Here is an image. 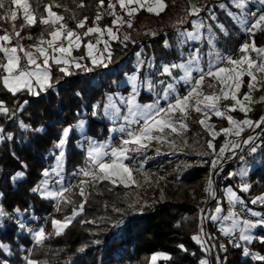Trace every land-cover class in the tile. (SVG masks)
Returning a JSON list of instances; mask_svg holds the SVG:
<instances>
[{
  "label": "trees",
  "instance_id": "obj_1",
  "mask_svg": "<svg viewBox=\"0 0 264 264\" xmlns=\"http://www.w3.org/2000/svg\"><path fill=\"white\" fill-rule=\"evenodd\" d=\"M99 1L29 0L31 8L35 10L37 22L34 26L22 28L25 23L23 14L21 10H17L15 26L20 31V38L14 39L12 43L27 47L37 44L41 37L45 40L48 38L50 27L41 24L39 18L46 15L45 6L49 5L52 11L64 17L63 22L69 29L78 30L77 23L85 17L88 19L85 27L79 30L80 33L94 24L104 28L111 24L113 16L101 15L98 9ZM107 2L109 0H104V3ZM164 2L166 8L159 15L149 14L141 9L131 19L129 40L111 42V63L108 66L116 67L119 61L127 59L125 67L117 73L106 72L105 68L97 66L90 72L70 69L72 74L66 76L53 64V87L40 92L39 95H33L26 90L12 94L0 82V101L8 109V112L0 113V129H3V140L0 141L1 205L5 211L22 213L26 218L40 220L49 214L45 225L47 239L42 244L32 243L27 236L18 232L12 223L0 230V243L7 245L9 251L6 253L0 248V264L5 261L7 264H27L28 260L37 261L38 264H148L150 255L156 252L165 253L170 257L168 260L159 258L158 264H199L205 257L206 253L193 236L199 234L197 206L203 199L200 178L209 169L208 160L194 163L180 175L172 171L166 174L173 168V160L159 167L157 165L158 171L165 175L162 188L148 196L145 204L134 210L121 202L128 188L118 182H89L85 187V197L79 195V185L71 183V179L77 167L84 164L85 157L76 144L79 135L72 131L66 141L64 160V174L72 189L65 196L72 203H64L61 200L54 203L32 191L43 180V171L52 166V151L56 149L62 130L79 120L82 111H88L94 105L101 107L106 94L128 92L127 86L119 87L118 82L125 73L133 71L131 50L143 46L146 54L153 53L157 59V53L165 52L164 41L173 38V30L178 22L188 27L189 16L183 9L187 7V1ZM98 13L101 19L96 21ZM4 14L5 10H0V15ZM226 24L236 30L229 19ZM11 28L10 20H0V35L4 29L11 31ZM251 37L256 46H264V30L258 29ZM242 38V34H229L227 40L231 47L230 53L244 42ZM245 40H248V37ZM85 42L86 39H83V43ZM73 55L86 56L84 47L74 51ZM1 58L0 53V61ZM84 61L88 67H93L88 59ZM246 88L247 79L244 78L238 96H241ZM139 100L146 102L150 101L151 97L141 92ZM237 116L242 117L238 113ZM211 119L218 127L226 124L225 121H218L213 117ZM21 124L27 127H21ZM108 127L109 124L102 120L88 119L85 135L101 141L108 136ZM194 129H199L205 134L199 126L191 125L190 130ZM9 134L11 139H8ZM221 140V137L215 139L216 149ZM245 160L258 161L250 172V180L256 181L247 192L248 195H258L264 192V151L246 153ZM128 165L136 170L131 160ZM228 168L230 167L226 168L224 178L220 182L221 187L230 186L238 195L244 196L238 189L236 177H227ZM17 172H23L24 176L13 181L12 177ZM81 203L84 204L83 212L72 220L62 234L56 235L52 221H63L71 216L73 209H78ZM254 208L264 211V204L255 203ZM118 221L123 223L114 227ZM208 232L221 264H264V243L260 241L264 233L261 230L257 231L256 238L251 243L239 247L226 239L221 240L211 223H208ZM180 245H183V248L179 247ZM220 245H224L226 251L222 250ZM245 248L248 249L247 255L244 253Z\"/></svg>",
  "mask_w": 264,
  "mask_h": 264
},
{
  "label": "snow or ice",
  "instance_id": "obj_2",
  "mask_svg": "<svg viewBox=\"0 0 264 264\" xmlns=\"http://www.w3.org/2000/svg\"><path fill=\"white\" fill-rule=\"evenodd\" d=\"M237 7L243 6V0H233ZM118 3L120 9L126 11L128 17H132L136 14L139 9H146L149 13H155L159 15L160 12L164 11L166 4L164 0H116V3H113L112 0H109L107 5L108 9L112 10L109 14L114 16L113 25L124 24L126 23L128 27H132L131 20L125 21L122 16L118 15L115 12L116 4ZM100 5H104V0H100ZM14 6V8L12 7ZM83 7V5H80ZM59 7V5H57ZM221 8H224L225 5L221 4ZM22 9L23 12V27L34 26L37 22V17L35 15V10L31 8L29 0H0V10H5L4 15H0V20L11 21L12 28L11 31L4 29L3 34L0 35V53L3 54V61H0V82H2L3 87L9 92L15 94L18 91L26 89L33 95H39L42 91H47L48 88L53 87L52 83V65L55 64L59 67V71L64 73V75H71L69 71L70 67H75L76 69H81L86 72H90L94 67L102 66L107 68L108 64L111 63V49L108 41L104 40L103 49H100L98 45L102 42L101 39H97L95 43L89 40L84 47L87 49L86 56H81L79 58L74 57L72 52L74 49H79L84 37H88L91 34L97 33L100 37H103L105 33L115 40L117 39L116 34L113 32L112 27L100 28L99 26L88 27L85 32L78 33L74 30H71L63 22L64 17L57 15L56 12L52 11V7L45 6V11L47 12V17L41 16L39 22L45 26L53 27V30L48 33L50 39L45 40L43 37L39 40L37 44L32 45L35 49V52L26 50L23 45L15 44L13 45V40H18L20 38V31L16 29L15 21L18 18L17 10ZM200 9L193 6L189 15H198ZM231 15V13H229ZM254 22L251 23L250 27H247L248 21L242 20L238 21L246 26L245 30L249 33H254L255 30H264V14H253ZM87 17L84 20H81L77 24V28H84L87 21ZM101 15L98 13L95 20L99 21ZM183 22V21H181ZM193 28L195 31L192 32H180L179 36L182 37L180 43H185L188 40H198L201 39L202 34L200 29L204 27L202 22L197 20L192 21ZM219 30L227 34V30L223 25L217 26ZM211 32V28H209ZM155 35V33H152ZM128 35L124 36V40H129ZM210 45L214 44L213 37L210 35L208 40ZM167 40L164 41V47H169ZM241 53L244 55L240 59H233L231 57H221L216 53L217 59L215 62L213 59H209L207 66L202 67L200 65V50L195 49L192 54L189 55L187 60H183L180 63H171V64H162L160 69V75H166L169 77L173 76V70L178 69L184 73L183 76H180L179 79L185 81V83L191 85L187 94L180 96L176 95L174 97V102H169L166 107H160L157 104H146L141 105L136 102V96L138 95V88L147 85V88L151 91L154 88L153 81L150 77H145L144 80L140 78V72L144 66V61L140 60L139 57L141 53H137L138 62L136 71L127 76L128 81L133 84V93L126 100L121 102L127 105V114L123 116V119L127 121L129 125L136 124L138 127L135 130H127V138L122 139L119 146L112 147L110 144L104 142L93 140L92 138H87L88 148H87V161L88 167L80 169V173L87 179L80 181L79 195L85 197L86 189L84 185L89 182H95L98 180L109 179L112 183H116L118 178L121 183H124L125 186L129 182L134 183L133 179V169L125 163L126 160L131 159L130 153L140 152L148 147V142L151 140H157L164 142L165 130H170L171 133L180 134L181 131L187 129V124L185 120L189 114L190 109H194L198 113H202L204 116H207L209 112L214 113L218 117L226 118L231 127L221 129L226 135H236L239 136L240 133L244 130V126L247 127H260L261 124H264V119L260 122H253L251 120L245 119L243 121H236L231 115L225 116V112L221 111L218 107L221 99H231L235 101V104L240 106V110L245 113L249 111L247 105L244 102H251V96L245 94L242 102L238 98V91L242 84V77L247 75L251 78V81H257V73L264 74V62L257 63V60L253 59L248 53L255 52L257 57L264 61V48H257L253 41L252 44L245 43L241 46ZM20 53H23L21 56ZM107 53V56H105ZM213 53H209V56L212 57ZM85 59H90L93 67H88L85 64H82L80 61ZM231 67H220L218 66L221 62L225 61ZM23 61V63H22ZM51 62V63H50ZM148 67L152 68L154 66L153 60L147 62ZM198 72V78H193V72ZM206 77L215 78L222 85L221 95L205 94L200 89L203 85V82ZM160 84L165 85L163 88V98L167 99L171 92L175 91L173 83H166L164 81H159ZM211 87V85H209ZM255 87L254 83H248L249 90ZM39 90H36V89ZM227 89V90H225ZM99 105L94 106L92 115H97L96 108ZM229 111H236V107L233 106ZM0 112H8V109L0 103ZM105 115H111L114 118H119L121 115V108L113 102L112 97H109V103L104 106ZM179 114V115H177ZM201 125H205V120L201 119L199 121ZM85 122L80 121L78 127L81 129L84 127ZM21 127H27L26 125L21 124ZM210 127V126H209ZM40 131V129H36ZM70 129L66 128L63 131V136L56 145L60 148V154L58 157L57 167L62 169L64 151L63 148L66 144L67 137L69 135ZM121 132H125L124 127L120 128ZM0 132H3V129H0ZM217 133H213L215 136ZM0 139H3V136H0ZM8 139H11L9 134ZM255 137H249L245 143H252L253 146L250 147L249 153L253 154L257 152L258 146L254 144ZM226 142L225 146L220 149V155L227 150L228 144ZM208 147L214 149V145L211 141L208 142ZM232 147H238L236 144H232ZM243 159V158H242ZM217 161H212L213 168L216 167ZM245 171H241L240 175H245ZM43 175L47 177L49 175L48 170L43 172ZM234 175V174H230ZM24 176L23 172H17L15 176L12 177L13 181ZM209 187L205 191L209 192L210 195L214 197V190L211 188L212 181L209 180ZM248 184H243L241 186V191L249 190ZM71 188L61 187L58 191H48L47 181H43L41 185H37L32 189L33 192H41L42 195H45L52 199L61 200L64 203H72L70 199L65 196V193L71 192ZM228 193V198L231 203H243L240 200V197L231 189H226ZM2 195V193H0ZM86 202V200H85ZM260 202L264 204V196H259L252 200V203L255 204ZM84 204L81 203L79 208L73 209L71 217H66L63 221L53 220V226L56 228V235L62 234L63 230L71 224L75 216L80 215L83 212ZM19 211V210H17ZM216 212L220 213L221 209L216 208ZM6 215L4 209L0 207V218H3ZM250 215L252 217H260L259 220H250V219H239L238 214L233 212L229 216L223 217L224 220H231L230 227H222L221 231L225 235H231L237 229H239V239L251 243L254 237L252 230L256 229L258 226H264V215L259 212L251 211ZM213 221L221 219L218 215L211 217ZM87 223H94V221H85ZM123 221H118L114 227H119ZM23 227V225H21ZM31 231V230H30ZM202 231V229H201ZM34 239L37 244H42L47 236L43 228L39 229L34 233ZM193 239L198 243L201 242L200 236H193ZM260 241L264 243V237H260ZM99 243V241H96ZM239 247L238 244L234 245ZM179 247L183 248V245ZM0 248L8 251V246L0 243ZM222 250L224 245H220ZM244 253L248 254V249L245 248ZM168 260L170 257L165 253H156L151 257L152 264H156L157 259ZM218 259V258H217ZM7 264V262H3ZM27 264H38L37 261L28 260ZM201 264H207L206 261H201Z\"/></svg>",
  "mask_w": 264,
  "mask_h": 264
},
{
  "label": "rangeland",
  "instance_id": "obj_3",
  "mask_svg": "<svg viewBox=\"0 0 264 264\" xmlns=\"http://www.w3.org/2000/svg\"><path fill=\"white\" fill-rule=\"evenodd\" d=\"M209 1H211V0H206L201 4L202 6H201L200 12L198 14L199 17L202 16V21H204V22L206 21L205 18L209 17V16L207 17V13L205 12L206 10L209 12V15L212 16V18H213V19L209 18V21L207 20L205 22V26L207 29L204 31V34L202 36L204 40L201 42H197L196 44H186L185 43L186 44L185 45L184 43H180V40L182 39V37L179 36V33L181 30L182 23L178 22V24L176 25V27L173 30V33L176 32V30H179L178 32H176L178 37H179L178 38L179 42H178V40H175L174 38L171 39L172 42L174 43V45L171 46L169 44L170 45L169 47H167V48L164 47L165 52H163L162 54L157 53L156 54V55H158L157 59L155 57V54H153V53H149L146 55L141 54L139 59L143 60L145 63H144V66L140 72V76L143 74H148L151 72L150 76L155 77L157 75V73H160V69H161L162 64L180 63L183 60H187L189 55L192 54L195 49L200 50V58H201L200 59V65L202 67L206 68L207 62L210 58L213 59V61L215 62V60L217 59L216 53H220L219 52L220 48H222L223 52L225 51L224 54L226 52H228V53H226L225 55H222V53H221V55H219V56L225 57L230 53L229 52L230 43L227 40L229 34H232L235 36L242 34V36H243L242 39L244 42L242 44H240L238 48H240L245 43L252 44L253 40L251 41V38H250V41L245 40L246 37H248L252 33L247 32L245 30L246 26L242 23H239L238 21H242V20L246 19L248 21L247 27H250L251 23L254 22V16L252 14V11L255 9L260 11V12L262 10H264V0H243V6L242 7H237L236 4L233 2V0H222V1H220V3L225 5V7L221 8L222 9L221 11L219 10V8L215 9L214 7H216V6H214V5L212 7H210V3L208 4ZM183 9L188 15L187 7L183 8ZM19 10H21V12H22V9H19ZM202 10H203V12H202ZM229 13H231V15H229ZM257 15H259V14H257ZM226 17H228L230 19L231 23L236 28L235 31L232 28H230V26H228L226 24ZM218 25L224 26V28L227 30L226 35L219 30V28L217 27ZM209 28H211V32H209ZM255 31H257V30H255ZM128 32H129V28H128L127 24L122 25V27L120 29L119 37L124 39V36L128 35ZM210 35L213 37V40H214L213 45H210L208 42ZM173 37H174V35H173ZM120 42H122V41H120ZM202 42H204V46H203ZM178 44H180V46H178ZM136 45H138V43ZM211 46H212V49L210 48ZM173 47H175V48H173ZM131 51H133V50H131ZM210 52L213 53L212 57L209 56ZM149 60H153L154 66L152 68L148 67L147 62ZM137 62H138V57L136 55V58L133 62H131V65L133 63L134 67L137 68ZM218 66L222 67L221 63ZM103 68H105V67H103ZM131 74L132 73H125L120 78V80L118 82L119 86L133 87V84L130 81H128V79H127V76H129ZM183 75H184V73L182 71H180L178 69H174L172 77H169L166 75L161 76L164 78L163 81L165 82V84L166 83H173L174 87H175V91L171 92L167 99L163 98V91L162 90H163L165 85H163V84H161V86L156 85V83H155L156 81H154L155 80L154 77L152 78L154 88L150 91L147 88V85L145 84L142 86V90L144 91V93L150 94L149 95L150 97L152 96L151 99H153V102H152L153 105L157 104V102H158V105L160 107H166L169 102H174V97L176 95L183 96V95L187 94V91L191 87V85H189V84L185 83V81L179 79V77L183 76ZM192 75H193V78H198L199 73L194 71ZM211 81H212V79H210L209 77L205 78L203 85L200 89L203 93H205V94L215 93L216 94V87L214 86V84H212ZM209 85H211V87ZM117 93H118L116 96L117 98L123 96L122 93H120V92H117ZM105 105H106V102L104 100L102 106L95 109L97 112V115H95L94 117H95V119H98V120H102V121L104 120L106 123L109 124V126H111L108 136L101 141L106 143V144H110L112 147H116V146L120 145L122 139L127 138V130H131V125H129L128 123H121L119 121V119L114 118L111 115H105V113H104V106ZM94 106H96V105H94ZM94 106H93L92 110H94ZM218 107L220 109H222L221 111H226V109H227L224 105L221 106L220 102L218 104ZM125 111H126V109L122 108L121 114L122 113L125 114ZM84 112L85 111H82V113L80 114L79 120H77L71 126H67L64 128V129H66V128L70 129L69 134L72 131L80 132L81 130H83V132H85V126L87 124L88 119L84 116ZM192 113H198V112H196L194 109L189 110V114L185 120V123L187 124V129L181 131L180 134L171 133L170 130L166 129L165 133L163 134L165 136L164 142L157 141V140H151L150 142H148V147L146 149H144L140 152H135V153L129 154L130 157H132V158L129 160H126L125 163L128 164V161L131 160L132 163L135 164L136 170H133V172H132L133 179L135 182L134 183L129 182L128 185L125 186V184L121 183L118 178H114L117 180L118 183H121L123 186L128 188V191L121 198L122 203L127 204L130 208H132L134 210H137L138 207L145 204L146 198L148 196H151L157 189L162 188V184L164 182L165 175L161 174L158 171L157 165L159 167L161 164L165 163L166 161H163L162 163L157 164V165L155 164L156 166H153L154 170L151 174H149V172L146 169L148 167L147 154H148L149 150L151 149L152 145H157V143H163L165 145V147H168L169 151H171L173 156H174V158L172 159L174 161V166L171 170H168L166 174H168L172 171V172L179 173V175H180L185 169H187L188 167H190L194 163H203L206 160H208L209 161V169H208L207 173H205L208 176V174L211 171L210 165H211L212 157L216 156V155H220L219 154L220 151L215 152L212 148L208 147L209 141H211L212 144L214 145L215 138L217 137V134L215 136H213V133H217V131L215 132L211 128V123L209 122V116L212 114L210 112L208 113L207 116H204L203 119L205 120V125H201V126H199L200 120L194 119ZM177 115H179V114H177ZM257 116H260V119L257 121V122H260L261 118L264 117V112L259 113ZM80 121L85 122L84 127L82 129L80 127H78V124ZM191 125H193V126L197 125L200 127V129L205 127L206 128L205 130H204V128L202 129V131H204L205 134H203L201 132V130H199V129L190 130ZM121 127H124L126 129V131L121 132L120 131ZM254 127H252L246 134L250 133ZM64 129L62 130L61 138L63 136ZM117 129H118V131H117ZM0 136H2L1 132H0ZM242 136H244V135H240L237 138L234 136L228 137L227 142H230V143L228 144L227 150L232 148L233 143L237 144L238 140ZM80 137L77 141V145L79 146L78 148L84 154L85 162L82 166L77 167V169L74 172L73 177L71 179V183H76L79 185V187H80V181L87 179L80 173L79 170L82 168L88 167V164L86 163V161H87V148H88L87 138L88 137H85V135H82V137H83L82 139H80ZM2 140L3 139H0V141H2ZM96 141H98V140H96ZM65 146H66V144H65ZM65 146L63 148L64 153H65ZM154 147H156V146H154ZM60 151H61V149L58 147H56V149L52 151V154H53L52 166L50 169H47L49 172V175L47 177H45L43 175V180L41 181V183L43 181H47L48 191H58L62 186L70 188L69 179L66 178L65 174H64V165H62V169L57 167L58 157H59ZM64 158H65V155H64ZM64 158H63V162H64ZM237 162L238 161H236L235 164ZM229 167H233V166H229ZM223 171H224L223 172V178H224L226 168H224ZM103 180H108L112 183V181L109 179H103ZM200 182H201V191H202V180H201V178H200ZM217 182H219L218 179L216 181V185L218 184ZM41 183L39 185H41ZM253 183H254V181L248 183V185L252 186ZM207 185H209V183H207ZM211 186H212V184H211ZM84 187H86V185H84ZM238 187H239V184H238ZM211 188H212V190H214L213 187H211ZM38 193L41 197L46 198V199H50L54 203L60 201L58 199L49 198L46 196V194L42 195L41 192H39V191H38ZM214 193H215V191H214ZM202 194H203V199H202V203H203L204 199H206V198L204 196L203 191H202ZM65 195H66V193H65ZM212 197L213 196L209 194L208 198L211 199ZM0 199H1V197H0ZM202 203L197 206V211H198L199 206L202 205ZM257 203H260V202H257ZM213 205H215V204H212L211 207ZM254 205L255 204H252L253 208H254ZM239 215H241V214H239ZM71 216H69V217H71ZM77 216H75V217H77ZM52 227L54 228L53 223H52ZM54 230L56 232V228H54ZM198 233H200V229H199ZM208 235H209V243H210L211 247L213 248L216 257L218 258L217 254H216L215 247H214L213 242H212V237H211L209 232H208ZM195 242H197V241L195 240ZM231 243H234V241H232ZM200 245H201L203 251L205 252V248H204L205 246L202 243V238H201ZM6 253H9V251H6ZM205 257H207V256L205 255Z\"/></svg>",
  "mask_w": 264,
  "mask_h": 264
},
{
  "label": "crops",
  "instance_id": "obj_4",
  "mask_svg": "<svg viewBox=\"0 0 264 264\" xmlns=\"http://www.w3.org/2000/svg\"><path fill=\"white\" fill-rule=\"evenodd\" d=\"M204 1H206V0H187V3H188V5H187V12H188V16H189V19L187 20V23H189L188 24V27H185V26H181V30H180V32H192V31H195V29L193 28V25H192V21L193 20H197V21H199V22H202L203 24H204V27L202 28V29H200V32H201V34H202V36H203V34H204V31L207 29L206 28V26H205V22L208 20L209 21V18L210 19H213L212 18V16H210L209 15V12L206 10L205 12L207 13V17L208 18H205V22L204 21H202V16H198V15H189V12L191 11V8L193 7V6H195L196 8H198V9H200L201 8V4L204 2ZM220 1H222V0H211V1H209L208 2V4L210 3V7H212L213 5L214 6H216V7H214L215 9H217V8H219V10L221 11L222 9H221V7H220V5H221V3H220ZM112 2L113 3H116V0H112ZM165 3V2H164ZM209 8V7H208ZM141 9H143V8H141ZM141 9H139V11L141 10ZM143 10H145L147 13H149L146 9H143ZM138 11V12H139ZM115 12L118 14V15H120V16H122L123 17V19L125 20V21H127V20H131L136 14H134L132 17H128L127 16V14H126V11H124V10H122V9H120V7H119V5H118V3L116 4V8H115ZM202 12H203V10H202ZM161 13V12H160ZM23 14V13H22ZM149 14H153V15H156L155 13H149ZM57 15H59L58 13H57ZM44 17H47V12H46V15L44 16ZM115 19V17L113 16V19H112V21H111V24L110 25H108V26H105L104 28H107V27H112V29H113V32L116 34V36H117V39H115V40H113V39H111L108 35H107V33H105V35L103 36V37H100L99 36V34H97V33H94V34H91L90 36H88V37H84L83 39H86V42L85 43H83V40H82V43H81V47L83 46L84 47V45H86V43L89 41V40H91L93 43H95V41L99 38V39H101V43L98 45V47L100 48V49H103V47H104V44H103V41L104 40H106V41H108V43H109V45L111 44V42H120V41H125L124 39H122V38H120L119 37V34H120V29H121V27H122V25H126V23H124V24H117V25H113V20ZM227 19H229L228 17H226V21H227ZM230 20V19H229ZM79 23V22H78ZM77 23V24H78ZM93 26H99L98 24H94ZM93 26H90V27H93ZM50 27V26H49ZM100 27V26H99ZM88 28V27H87ZM87 28L83 31V32H85L86 30H87ZM101 28V27H100ZM128 28H130V27H128ZM78 30H74V29H71V30H74V31H76V32H78V33H80L79 32V30H81V28H77ZM53 30V27H50V32ZM179 30H176V32H178ZM49 32V33H50ZM82 32V33H83ZM176 32H174V39L175 40H178V35H177V33ZM81 33V34H82ZM128 35H129V32H128ZM173 38H171V39H173ZM47 39H50V36L48 35V38ZM46 39V40H47ZM171 39H169V40H167L168 41V43L171 45V46H173L174 45V43L172 42V40ZM204 39H203V37H201V39H198V40H188V41H186L185 43L186 44H196L197 42H201V41H203ZM178 42H179V40H178ZM184 43V44H185ZM203 43V46H204V42H202ZM185 44V45H186ZM178 46H180V44H178ZM256 46V45H255ZM80 47V48H81ZM163 47H164V43H163ZM257 48H264V46H256ZM26 50H28V51H32V52H35V49L32 47V46H27V47H24ZM79 48V49H80ZM166 48V47H165ZM173 48H175V47H173ZM211 49H212V46L210 47ZM231 48V47H230ZM230 48H229V50H230ZM79 49H74L73 50V52L74 51H78ZM203 49V48H202ZM209 49V48H208ZM84 50H85V55L87 54V49H86V47H84ZM222 51V52H221ZM73 52H72V55H73ZM220 53H218L219 55H221V53H222V55H225L226 53H228V52H226L225 54H224V52H223V50H222V48H220V51H219ZM137 53H141V54H145L146 55V52H145V50H144V48H143V46H140L137 50H133V53H132V62L135 60V58H136V54ZM2 54V53H1ZM20 55H23V53H20ZM74 56V55H73ZM105 56H107V53H105ZM74 57H77V58H79V57H81V56H74ZM149 57V56H148ZM2 61H3V54H2ZM89 60V63H90V65H92L91 64V60L90 59H88ZM82 64H85V61L83 60V61H80ZM261 62H264V61H262L259 57H258V59H257V63H261ZM51 63V62H50ZM86 65V64H85ZM100 67H102V66H100ZM103 68V67H102ZM132 68H133V71L131 72L132 74L136 71V67H134V64L132 63ZM70 69H76L74 66L73 67H70L69 68V70ZM151 73V72H150ZM150 73H148V74H143V75H141L140 76V78H141V80H144V78L145 77H150L151 78V80H152V78L154 77V76H150ZM140 75V74H139ZM161 76H163V75H160V73H157V75L154 77V81H156L155 83H156V85H160L161 86V84L159 83V81H163V77H161ZM210 79H212V84H214V86L216 87V95H221L222 96V93H221V87H222V85L220 84V82L218 81V80H216L215 78H212V77H209ZM247 79V88H246V90H245V92L241 95V96H238V98L242 101V102H244L243 101V97H244V95L245 94H249L250 96H251V102L249 103V102H244L246 105H247V107H248V109H249V111H247L246 113L244 112V111H241L240 110V106L239 105H237V104H235V101H233V100H231L230 98L229 99H221L222 101H225V102H227L224 106L227 108L226 109V111H223V112H225V116H227V115H231L232 117H233V119L234 120H236V121H243V120H245V119H248V120H251V121H253L254 123L255 122H257L259 119H260V116H257L259 113H261V112H264V74H260V73H257V81H251V78L250 77H248L247 75H245V76H243L242 77V82H243V79ZM250 82H252V83H254V85H255V87L253 88V89H251V90H249V88H248V83H250ZM2 83V82H1ZM3 85V84H2ZM119 87H123V86H119ZM127 88H128V92L126 93V94H123V96L122 97H119V98H117L116 96H117V92H115V93H109V94H106V96H105V102H106V104H108L109 103V97H112V100H113V102H115L116 103V105L118 106V107H120L121 109L122 108H125L126 109V111H125V114L124 113H122L120 116H119V118H117V119H119V121L121 122V123H127V121H125L124 119H123V116L124 115H126L127 114V105L126 104H124V103H122L121 101L122 100H126L128 97H130L131 95H132V90H133V87H128L127 86ZM7 90V89H6ZM23 90H26V89H23ZM36 90H39L38 88L36 89ZM225 90H227V89H225ZM8 91V90H7ZM22 91V90H21ZM27 91V90H26ZM132 91V92H131ZM19 92V91H18ZM29 92V91H28ZM43 92V91H42ZM141 92H144L143 90H142V86L141 87H139L138 88V95L136 96V102L137 103H139V104H141V105H146V104H153L152 102H153V99H151L150 101H146V102H140V100H139V97H140V93ZM239 92V91H238ZM17 93V92H16ZM30 93V92H29ZM13 94V93H12ZM32 94V93H31ZM145 94H147V93H145ZM147 95H150V94H147ZM237 95H238V93H237ZM151 98H152V96H151ZM0 103H2L1 101H0ZM3 104V103H2ZM3 106H4V104H3ZM233 106H235L236 107V111H229V109L231 108V107H233ZM5 107V106H4ZM220 109V108H219ZM220 110H222V109H220ZM0 113H4V112H0ZM212 115H210L209 116V122L211 123V128L213 129V131H217V137H221L222 138V140H221V143H220V146L216 149L215 148V142H214V151L216 152V151H220V149L222 148V147H224V145L226 144V142L228 141V137H230V136H234V137H239L240 135H245L252 127H247V126H244V130L240 133V135L239 136H236V135H226L225 133H223L222 131H221V129H224V128H229V127H231V125H229V123H228V121H227V119L226 118H223V117H218V116H216L214 113H212V112H210ZM237 113L238 114H240V115H242V117L240 118V117H238L237 116ZM193 114V117H194V119H198V120H201V119H203L204 118V115H202L201 113H192ZM215 118V119H217L218 121H225L226 122V124L225 125H223V126H221V127H218L217 125H216V123L214 122V121H212V119L211 118ZM212 122H211V121ZM104 121V120H103ZM105 122V121H104ZM200 124V123H199ZM86 126H87V124H86ZM86 126H85V131H86ZM199 126H201V124L199 125ZM254 127V126H253ZM110 128H111V126H109L108 127V130H110ZM119 128V127H118ZM204 128V130L206 129L205 127H203ZM202 128V129H203ZM117 131H118V129H117ZM78 135H79V137H80V139H82L83 137H82V135H85V132H83V130H81L80 132H76ZM85 137H88V136H86L85 135ZM216 137V138H217ZM89 138V137H88ZM215 138V139H216ZM93 139V138H92ZM93 140H95V139H93ZM100 142H102V141H100ZM224 143V144H223ZM77 144V143H76ZM223 144V145H222ZM77 147H79L78 145H77ZM64 160H65V158H64ZM257 163H258V161H253V162H249V161H247V160H244V161H238L235 165H233V167H230V168H228V174H227V177H231V176H233V177H236V179H241V180H243L244 181V183L243 184H248V183H250V182H252V181H256V179L255 180H250V172L256 167V165H257ZM63 165H64V162H63ZM245 171V175H243V176H241L240 175V172L241 171ZM230 174H234V175H230ZM243 184H241V185H239V187H238V189L241 191V186L243 185ZM228 188H231L232 189V187H230V186H226V187H224V188H222V202L220 203V204H217V205H213L211 208H210V210H209V212H208V215H209V222L211 223V225H212V227L215 229V231H217L218 232V234H219V236H220V238H221V240L222 239H230V240H232V241H234V243H235V245L236 244H238V245H241V246H244V245H246L247 243H249V242H247V241H243V240H240L238 237H239V229H237L235 232H233L231 235H225L222 231H221V228L222 227H230L231 226V223H232V221L229 219V220H224V219H222L223 217H227V216H229V214L230 213H233V212H235V210H234V207H235V205H237V204H241V203H235V204H233V203H231L230 202V200H229V198H228V194H227V192H226V189H228ZM250 188H251V186L249 187V190H250ZM234 192H235V190L234 189H232ZM248 190V191H249ZM248 191H241V192H243L244 193V196H240V195H238L236 192V194H237V196H239L240 197V200L243 202V203H246L248 200H254L255 198H257V197H259V196H264V192H262V193H260V194H258V195H248L247 194V192ZM252 198V199H251ZM217 207H219L220 209H221V212L220 213H217L216 212V208ZM245 208H246V210L248 211V212H251V211H255V212H257V210L255 209V208H253L252 206H245ZM236 213V212H235ZM238 214V213H237ZM214 215H218L219 217H221V219H218V220H216V221H213L212 219H211V217L212 216H214ZM238 218L239 219H243V217L241 216V215H239L238 214ZM258 230H261L262 231V233H264V226H258L256 229H253L252 230V234L254 235V237L256 236V233H257V231ZM157 253V252H156ZM156 253H153V254H151L150 255V257H149V261H148V264H152V261H151V257L154 255V254H156ZM158 260H159V258L157 259V261H156V264H158ZM201 261H206L207 262V264H212V261L208 258V257H204V258H202L201 260H200V262H199V264H201Z\"/></svg>",
  "mask_w": 264,
  "mask_h": 264
},
{
  "label": "built area",
  "instance_id": "obj_5",
  "mask_svg": "<svg viewBox=\"0 0 264 264\" xmlns=\"http://www.w3.org/2000/svg\"><path fill=\"white\" fill-rule=\"evenodd\" d=\"M108 3L109 2L104 3V5L101 6L100 1L98 2V9H99L101 15L106 16V17L110 16L109 13L112 11V10L108 9V7H107ZM252 14H264V10H262L260 12V11L255 9L252 11ZM250 38L252 41L251 34L248 36L249 41H250ZM252 43H253V41H252ZM240 49H241V47L237 48L235 51H233V52L229 53L227 56H225V58L231 57L233 59H240L241 56L244 55V53H241ZM130 53L132 54L133 51H131ZM248 54L253 59H255V60L258 59L257 54L255 52H250ZM126 63H127V59L124 58L121 61H119V63L117 64L116 67L108 66L107 68H105V71L110 72V73H117L118 71L122 70L125 67ZM221 66L222 67H231L230 65H228L226 63V59H225V61L221 62ZM226 103L227 102H225V101H222V100L220 101L221 106L225 105ZM92 109H93V107L91 109H89L88 111L84 112V116L87 119H94L95 118L92 115V113H93ZM262 119H264V117H262L261 120ZM137 127H138V125L132 124L131 130H135ZM249 137H255L256 138L254 140V144L256 146H258L257 152L264 151V124H261L260 127H254L250 133L242 136L236 144V145H238V147H235V148L232 147V148L226 150L222 156L221 155L213 156L211 159V165H210L211 171H210V173L208 174V176H207V174H204L201 177L202 191H203L206 199H204L202 205L199 206V208H198V211H199L198 212V225H199V229H200V233L198 234V236H200L202 238V243L205 246L204 248H205L206 256L212 261V264H221V263L217 259L216 255L214 253V250L209 243L208 223H210V222H209L208 212H209L212 204L217 205V204H220L222 201V187L220 185V182L223 178L224 168H227L229 166H233L236 161H244L246 153H249L250 147L253 146L252 143H245V141H247ZM154 146H156V147H154ZM173 158H174V156H173L172 152L169 151L168 147H165V145L163 143H157V145H152L151 149L149 150V152L147 154L148 167L146 169L149 172V174H151L154 170L153 166H156L157 164H160L163 161H166V162L172 161ZM213 160L217 161L215 168H213V166H212ZM210 179L212 181L211 187H213L215 194H216L211 199L208 198L209 192L205 191V189L209 187V185H207V183L209 182ZM217 179L219 182H217L218 184L216 185ZM243 183H244L243 180L238 179L239 185H241ZM252 204H253L252 201L248 200L246 203H241V204L235 205L234 210L236 213L241 214L243 219H250L253 221L259 220L260 217H252L250 215V212H248L245 208V206L250 207V206H252ZM0 207H2L1 201H0ZM257 212L264 215V211H262V210H257ZM5 213H6V215L0 219V230H3L8 223H12L16 227L17 231L22 233L23 235L27 236L31 240L32 243H36V241L34 239V233L36 231H38L41 228H43L45 231V225H46L47 219L49 218V214L44 216L40 220H37V219L32 218V217L26 218V217H24V215L22 213H18L16 211H5ZM21 225H23V227H21ZM201 229H202V231H201ZM226 240L229 242H232V240H230V239H226Z\"/></svg>",
  "mask_w": 264,
  "mask_h": 264
}]
</instances>
